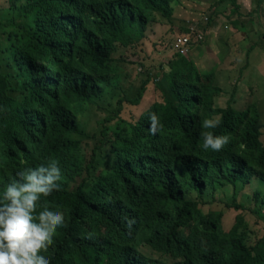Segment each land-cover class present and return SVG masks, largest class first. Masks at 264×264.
<instances>
[{
	"label": "trees",
	"instance_id": "16d2710c",
	"mask_svg": "<svg viewBox=\"0 0 264 264\" xmlns=\"http://www.w3.org/2000/svg\"><path fill=\"white\" fill-rule=\"evenodd\" d=\"M180 1L7 0L1 11L7 23L0 31V200L19 172L58 161L60 187L41 197L37 209L64 213L53 244L40 253L50 264H264V235L251 240L237 203L251 187L254 208L264 206V185H258L264 184V126L256 101L232 107L235 89L225 106L217 101L224 90L214 72L174 56L153 81L147 109L99 128L90 159L82 155L83 117L119 89L113 55L147 42L148 28L172 23ZM219 5L239 16V0L208 8ZM149 78L128 99L132 106L140 104ZM152 113L160 124L155 134ZM217 116L218 127H202ZM204 131L230 141L220 151L205 150ZM99 150L107 153L106 164H97ZM228 188L226 207L238 214L225 231L220 211L204 213L200 205ZM137 243L163 257L145 256Z\"/></svg>",
	"mask_w": 264,
	"mask_h": 264
},
{
	"label": "rangeland",
	"instance_id": "374dc122",
	"mask_svg": "<svg viewBox=\"0 0 264 264\" xmlns=\"http://www.w3.org/2000/svg\"><path fill=\"white\" fill-rule=\"evenodd\" d=\"M244 1L247 0H239V6L242 10L240 11L243 14H245L246 6H248ZM6 6L7 0H0V15H2L1 11L7 10ZM179 8L180 7L174 9L172 23H169V25H155L147 29L149 35L147 42L144 40L142 43L133 48H128V50H119L113 55L114 62L112 63V67L114 68L118 76L119 89L117 90L116 97L105 102H100L98 105H92L86 115L83 117L86 137L82 139V155L86 161L90 159L93 149L96 147V145H98L96 135H98L99 128L104 125L109 126L110 124H114L116 118H120L126 121L134 120L142 111H145L147 109L149 102L152 101L155 95L153 81L157 78H159L160 80L163 78V72L167 70V63L174 58L173 51L171 50V45L173 43L174 37L183 29L178 26L180 24V19L187 20L185 17L176 16V12ZM250 8H252L254 19L258 16H260V19H262V17L264 18V9L261 8L260 12L256 7V12V10H254V4H252ZM209 9L210 8H208L207 10H201L200 12L208 11ZM182 11H185V8ZM228 11L229 8H222V14L228 13ZM6 17L7 14L2 15V18L0 19V31L5 29V25L7 23ZM192 17H194V15H188V20ZM236 19L237 18H232V20L220 21V23L226 22V24L222 25L221 31H226L224 30L225 26L231 25L232 27L230 31L231 34H229L230 39H227L228 41L230 40V42L228 43L232 44L233 42L234 34L232 33H239L241 36H244L246 38V43L254 45V39H257L258 44L262 45L261 39L254 36V32L250 25H248V27L251 28V31L247 27H237V25L243 22L247 24L248 21L240 19V21L242 22L239 21L237 24H234L236 22ZM209 23L210 21H208L206 25L209 26ZM154 28H156V30H154ZM242 41L243 39H241L240 37L238 43ZM234 47L237 49V45H234ZM245 47L246 45L243 44L241 49L242 52L245 51ZM1 50H3L4 53L6 52V49L2 48ZM218 50L222 53V55L227 54V47L225 45H221ZM258 52L259 50H254L253 48V51L250 53L251 59L254 60V75L251 73H247V78H251L249 80L247 79L248 81L246 82L242 81L241 84L237 83L236 85L237 81L234 83L236 76L234 77L233 73L227 79V83L223 84V87L226 84H233L232 87H235L234 101L236 107L243 106L244 102L246 101H256L261 114V122L264 125V52L262 53L261 58ZM237 62L243 63V58L241 57V55H239V59L237 60ZM209 63L212 62H208V64ZM247 65L248 64H245V66ZM15 71L16 69L13 68V72ZM9 72L10 71L7 70V74H12ZM203 72H207V70L205 69L203 70ZM147 75H149L150 77L149 82L151 84H148L146 92L142 97L140 104L138 106H132L130 101L136 98V93L140 88V84L145 80ZM218 85L216 84L217 87L220 86ZM123 94H125L124 98H122ZM223 97H221L220 95L218 99L222 98L221 100H219V102L222 106H225L227 97ZM239 97L240 99H238ZM119 98H122L123 104L121 106H119V104L117 103V99ZM128 99L130 101H128ZM119 108L120 113L118 114L117 110ZM110 116H113L114 119L112 121H107L106 118ZM108 160L109 158L105 151H97V164H106ZM258 185L264 184L258 181ZM231 195L232 190L228 188L225 194H217L215 200L212 203L200 205L204 213H207L209 211H220V213L222 214L223 228L225 231L233 222L236 214H238V212L233 210V207H226V204H229L231 202V199H229ZM238 195L240 196L237 199V203L242 204L245 208L241 210V214L243 215L247 223L248 230L253 232L250 235V238L252 241H257L264 235V206L261 205V209L254 208L251 199H249L251 198V187H246ZM263 196L264 190L262 191V197ZM255 211L260 212L255 213ZM137 247L142 254L150 258L159 259L163 257L161 254L151 250L143 243H137Z\"/></svg>",
	"mask_w": 264,
	"mask_h": 264
},
{
	"label": "clouds",
	"instance_id": "9594fccd",
	"mask_svg": "<svg viewBox=\"0 0 264 264\" xmlns=\"http://www.w3.org/2000/svg\"><path fill=\"white\" fill-rule=\"evenodd\" d=\"M215 10L216 8L212 7L208 11L201 12L198 21L185 22L183 29L186 33L176 35L173 43L176 38L188 34L187 27L194 23L198 24L203 39L196 42L192 36L187 54L174 51L172 43L171 50L174 56L182 55L188 59L189 51L204 42V31L208 28L206 23L208 21L211 23V19H217ZM231 16L230 9L228 13L221 14V18L225 20L230 19ZM204 17L208 18L205 23ZM227 28L228 26L224 27L225 30ZM232 107L237 108L234 104ZM149 119V130L155 134L160 127L159 118L152 113ZM221 121L220 116L214 119H204L202 127L213 129L218 127ZM202 136L205 150L210 148L213 151H220L230 141L229 136L215 135L212 131H204ZM18 176L20 180L9 183L0 200V264H50V259L40 253L42 250L47 251L53 244L57 229L64 224V213L59 210H50L47 205H43L40 211L37 209L40 206L41 197L49 196L60 187L58 181L61 179V170L58 161L50 160L47 167L27 168L19 172Z\"/></svg>",
	"mask_w": 264,
	"mask_h": 264
},
{
	"label": "crops",
	"instance_id": "0c3cea01",
	"mask_svg": "<svg viewBox=\"0 0 264 264\" xmlns=\"http://www.w3.org/2000/svg\"><path fill=\"white\" fill-rule=\"evenodd\" d=\"M217 0H181L178 2L176 8L180 7L177 12V17H185L190 22H195L200 19L201 16V10H206V8L209 7L210 2L213 4ZM247 3L248 6H246L245 14H243L241 11V8L239 9V16H231L232 18H237L235 21L238 23L240 19H244L247 22L246 23H240L238 26L239 28L247 27L250 31L251 28L248 27L250 25L253 30L254 36L261 39V44H258V40L254 39V45H250L249 43H246V38L244 36H241L239 33H232L234 34L233 42L232 44L228 43L227 39H230V31L232 29L231 25L228 26L225 32L221 31L222 25L226 23H220V21H225L224 18H221L222 14V8H230L225 5H219L216 7L215 14H217V19L212 20L208 28L204 31V37L205 40L202 44L199 46L192 48L189 51V57L188 59L192 60L193 63L196 65V67L203 72V70L213 71L215 74V83L219 86V88H222L224 90V97H229V94H231L235 87H232L233 84H226L223 87V84L227 83V79L233 74L235 77V81H238V84L242 83V81L246 82L250 78H247L246 74L251 73L254 75V60L251 59L250 53L257 49L259 50L258 54L261 58L262 53L264 52V38L260 35L261 32L264 31L263 22L260 19V16L256 17L254 19L252 14V4H254V10L259 9L261 12V8L264 9V3L262 0H247L244 1ZM263 3V5H262ZM185 8V11H182ZM244 9V8H243ZM231 10V8H230ZM241 10V11H240ZM256 10V12H257ZM197 13V14H195ZM255 14V12H254ZM188 15H194L191 19L188 20ZM256 16V15H255ZM251 21V22H249ZM242 22V21H240ZM225 30V29H224ZM243 39L242 42L238 43L239 39ZM246 45L245 51L242 52V45ZM221 45H225L227 47V54L222 55V53L218 50V48ZM234 45H237V49L234 47ZM239 55L243 58V63H238L237 60L239 59ZM264 57V53H263ZM245 59V60H244ZM205 60V61H204ZM208 62H212L209 63ZM245 64H248L245 66ZM248 79V80H247ZM222 99V98H221ZM218 99L217 101L219 102ZM240 99V97L238 98ZM263 100V99H262ZM242 101V100H241ZM254 102V100H251ZM264 102V100H263ZM235 104V103H234ZM248 104V101L244 102L243 106L237 107L238 110L245 109L246 105ZM236 106V104L234 105ZM261 115V114H260ZM264 126V125H263ZM264 128V127H263ZM263 131V130H262ZM264 132V131H263ZM264 136L261 138V142L264 144L263 140Z\"/></svg>",
	"mask_w": 264,
	"mask_h": 264
},
{
	"label": "built area",
	"instance_id": "2783aa9c",
	"mask_svg": "<svg viewBox=\"0 0 264 264\" xmlns=\"http://www.w3.org/2000/svg\"><path fill=\"white\" fill-rule=\"evenodd\" d=\"M264 3V0H262ZM204 23L208 21L207 17L203 18ZM264 26V21H263ZM188 34L176 38L175 42L173 43V50L179 52L181 54H187L188 48L191 45V37L194 36L196 42H200L203 39V35L201 30L198 27V24H190L188 27Z\"/></svg>",
	"mask_w": 264,
	"mask_h": 264
}]
</instances>
